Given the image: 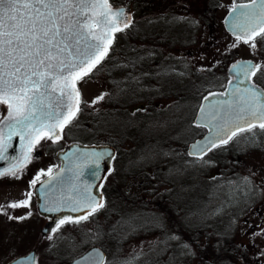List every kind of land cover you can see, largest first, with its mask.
<instances>
[{
    "label": "rangeland",
    "instance_id": "obj_1",
    "mask_svg": "<svg viewBox=\"0 0 264 264\" xmlns=\"http://www.w3.org/2000/svg\"><path fill=\"white\" fill-rule=\"evenodd\" d=\"M235 1L173 0L167 4L166 0L164 6L173 14H181L184 7H194L196 12L191 17H199L198 23L195 24V19H188V23L195 26L189 28L195 37L180 43L185 37L183 27L174 19L166 20L170 14L163 11L162 18L153 20L151 28L162 31L160 26L163 24L175 34L176 39L180 37L176 43L166 45L165 54L169 57L166 59L171 62L160 63L157 58H150L136 91L125 99L111 102L101 72L89 74L77 83L81 106L89 115L94 114L98 105L105 110L108 106L111 111L117 109V114L110 117L106 114L107 120L101 123L100 127H106V130H96L88 123L90 119L83 123L77 119L73 125L64 128L70 136L64 139L89 137V140L95 137L101 140L111 138L117 142L119 155L113 181L123 187L117 189L113 184L108 189L114 216L107 220L108 209H105L98 222L87 220L80 225L81 228L67 224L51 235L42 236L41 229L46 219L36 212L30 181L37 175L41 176V170L44 176L49 174V169L52 171L56 167L55 152L63 142L41 140L33 148L30 161L19 168L17 177H0V206L28 198L25 195L28 192L32 194L27 207L7 208V214L0 210V264H6L14 256L25 254L32 248L37 250L39 264H67L93 243L105 244L110 250L108 264H145L144 260L151 261L155 257V254L149 258L145 255L151 251H160L159 259L165 262L170 248L173 255L168 264H223V252L226 253L224 264H242L235 256L241 255V251L251 259L249 264H264V253L259 256L255 251L258 236L254 235L264 229V133L254 130V137L246 133L230 146L219 148L217 153L202 159L186 155L188 142L200 134L193 120L203 89L212 82L207 63L210 61L211 66L216 64L217 72H225L227 62L237 57H251L264 62L259 41H256L257 48L251 50L224 30L222 18ZM189 2L191 4H186ZM210 5L216 21L220 19L221 28L219 23L213 25L212 18L210 20L201 13L203 9L200 7L205 6L206 9ZM135 40V52L139 48L156 46L150 41ZM234 44L237 46L233 47ZM215 80L219 84L222 78L216 77ZM102 93L106 94L105 98L92 104L93 99ZM84 102H87V107ZM5 111L6 106L0 105V113ZM165 198L184 210V223L195 222L196 228L201 223L200 232H208L207 235L224 234L223 244L210 236L204 241L189 244L191 247L188 249L182 240L178 243L169 240L162 244L163 237L158 239L160 236L155 231L131 236L122 245L112 241L109 228L118 220L130 230L137 225L133 233L160 226L163 214L170 217L168 210L163 209L164 205L158 210L151 209L155 204L160 206ZM29 212L31 215L27 219H9V216L21 217ZM167 216L165 222L170 224ZM179 222L178 219L172 230L185 233L183 237L189 239L185 236V226ZM252 225L254 229H251ZM121 235L128 233L122 232ZM49 236L52 238L48 239ZM198 236L204 237L201 233ZM207 243L210 248L205 251ZM234 245L238 247L234 248ZM212 246L214 251H211ZM232 256H235L234 260ZM161 261L157 264H162Z\"/></svg>",
    "mask_w": 264,
    "mask_h": 264
},
{
    "label": "snow or ice",
    "instance_id": "obj_2",
    "mask_svg": "<svg viewBox=\"0 0 264 264\" xmlns=\"http://www.w3.org/2000/svg\"><path fill=\"white\" fill-rule=\"evenodd\" d=\"M237 9L242 10L239 15L247 23L243 27L236 24L231 30L238 42L255 50L258 38L264 42V0L234 5L229 15L237 13ZM130 23L125 10L113 9L109 0H0V105L7 108L6 114L0 113V125L9 129L8 141L15 134L26 142L24 163L30 161L32 149L41 140L55 143L62 138L64 128L73 125L81 111L77 83L108 57L115 33L123 32ZM236 28L241 31L237 33ZM262 69L264 62L251 60L237 61L232 65L235 77L245 81H252L258 73L264 76ZM105 95L95 97L92 104L103 100ZM233 95L234 101L222 102L227 105L223 115L221 111L208 114L203 107L200 108L201 118L210 115L211 120L220 121L209 129L213 136L200 148L201 152L226 145L243 133L254 137L257 128L264 133V88L250 83L243 90L236 88ZM84 105L87 107V102ZM203 126L209 127V124ZM5 147L3 129L0 128V150ZM192 147L195 149L197 145ZM92 163L97 164L98 159ZM23 166V163L19 165L20 168ZM18 171L14 165L0 171V177H17ZM39 178L37 175L30 185L34 186ZM25 195L28 198L0 206V210L7 214V208L27 207L32 194ZM103 207V203L89 196L83 205L87 213L75 220L71 217L59 220L56 229L67 223L87 220ZM83 209L78 206L72 210ZM30 215L29 212L21 217L9 216V219L24 220ZM27 259L34 264L36 258Z\"/></svg>",
    "mask_w": 264,
    "mask_h": 264
},
{
    "label": "water",
    "instance_id": "obj_3",
    "mask_svg": "<svg viewBox=\"0 0 264 264\" xmlns=\"http://www.w3.org/2000/svg\"><path fill=\"white\" fill-rule=\"evenodd\" d=\"M247 3H249V0L237 2L235 5ZM116 8H123L126 15L130 16L124 6L120 5L113 7V9ZM240 11L242 10L237 9V13H233V15L230 16V10L224 19L227 30L232 34L233 31L231 29L236 24H240L241 27H243L247 23L245 18L239 15ZM240 31L241 28H236L237 33ZM247 60L255 62L253 59H238L237 61ZM234 63H232L228 69V74L231 76V79L226 89L207 93L201 102L194 122L201 126L208 123L209 127H206L208 130L204 135L197 137L188 144V154L190 152L195 153L190 156L202 157L209 152H201L200 148L207 145L208 139L213 136V133L209 130L212 125L220 122L211 120L210 115L201 118L200 108L203 107L208 114L221 111V115H223L224 111L227 110V105H223L222 102L229 100L234 101L235 95H239V93L233 95L236 88L243 90L247 88L250 83H255L253 79L252 81H245L242 78H236L232 70V65ZM255 84L258 85L257 83ZM258 86L262 88L260 85ZM0 128L3 129V137L6 141L5 149L0 150V157H2L0 158V171H6L14 165L19 166L23 163V152L25 151L24 145L26 142L21 140L20 135L15 134H13L11 140L8 141L9 129L3 125H0ZM17 131L23 134L22 130L17 129ZM193 145H197V148L194 149L192 147ZM94 153L101 155L96 156L93 155ZM116 154V147L106 143L71 142L63 149L57 151V156L61 161L60 167L47 178L37 182L34 187L38 211L42 215L48 217L47 222L41 229L43 235L50 234L59 220L65 217L76 219L86 214L88 210L83 209V205L87 202V197H95L98 202H104V194L101 190V185L108 171L112 168V161ZM97 159L98 163L93 164L92 161ZM78 206L83 210H72ZM106 255V252L99 245L93 244L81 255L71 259L67 264H93V262H95V264H103L106 260ZM29 257H35L34 264H37L36 249L12 259L7 264H33L32 261L27 259Z\"/></svg>",
    "mask_w": 264,
    "mask_h": 264
},
{
    "label": "trees",
    "instance_id": "obj_4",
    "mask_svg": "<svg viewBox=\"0 0 264 264\" xmlns=\"http://www.w3.org/2000/svg\"><path fill=\"white\" fill-rule=\"evenodd\" d=\"M128 1L133 6V10H134V15H133L134 17L132 23L123 32L117 33L116 39L112 44L111 49L109 50L108 57H106L105 60L102 61L101 64L98 65L96 69H94L93 72L91 73V75H95V73L99 71L98 68L99 67L102 68L101 70L103 72L102 71L99 72H101L100 74L102 79L109 85L110 90L113 92L111 95L113 101L123 100L128 96V94H131L132 91H136L135 87L138 84V82H140L142 79L144 68L146 67V63L148 62V60L150 58L152 59L157 58V60L159 59L167 60L169 57L168 54H165V50L167 49L166 45H172L176 43L178 40H180L179 39L180 37H177L176 39L175 34L170 33V30L164 25L160 26L162 31L155 29V27L151 28V26L154 23L153 20L159 19V17L163 15V11H165L166 14H170L167 17V20H170V18H174V20H176L181 24V26L183 27V34L185 37L184 40H182L180 43H186L190 38H192V36L195 37V34L191 32V30L189 29V28H195V26L191 27L188 23L189 22L188 19H195V24L198 23V19H199V17L197 16H195V18L191 17V15L196 12L194 7L192 8L184 7L183 12L181 11V14L180 13L173 14L168 9L167 6H164V2L166 0H126L127 3ZM167 1L168 2L165 3L169 4V1H173V0H167ZM186 4L189 5L191 4V2ZM204 7H200V9H203L201 13L209 17L210 20L212 18L213 25H215L214 23L217 24L219 23L221 28L220 19L219 21H216L212 6L210 5L206 9ZM153 11H157V13H153ZM171 15L172 17H170ZM211 36L212 33L209 34V37ZM135 39H143L145 41H150L154 43L156 46L145 47L142 49L139 48L137 52H135V48H136ZM257 41L260 42L261 51L262 53H264V42H261L259 38L257 39ZM158 44H160L161 47ZM142 51H144L145 53L141 54ZM210 64L211 62L209 61V63H207V72L209 74V77L212 79V82L209 86L203 89L202 92L203 94L212 89H218V88L220 89L221 88L220 84L223 81H225L227 78L226 72L225 73L217 72V65L214 64L213 66H211ZM216 77L222 78L221 83L217 84L215 80ZM256 79L264 86V76L258 73ZM81 114H83V111H80L78 113V115L82 117ZM202 132L203 130L201 129L200 134ZM92 140L96 141L97 139L92 138ZM110 141L115 144L117 143L112 139ZM216 150L213 151L212 153H215ZM154 207L155 209L161 208V206L160 207L154 206ZM163 209L168 210L169 212L170 217H168L167 215L166 216L170 221V226L172 227V229L174 228V224L177 223V220L179 219L180 220L179 223H181V226L182 227L185 226L183 227L184 232L191 234L189 236L198 239V238H202L198 236L200 233L203 236L207 234L204 232H200L201 230L200 228L202 226L201 223L197 228L195 222L193 223L194 224L193 227H191L190 224L184 223L182 219V217L184 216L182 214L183 210H180L179 207L175 205L172 201L167 200L164 204ZM115 225H116L115 231L117 233L119 234L122 232L128 233L126 230L128 228L125 225H122V223L119 220L116 221ZM165 229H166V222L163 231H165ZM212 235L217 237L216 240L219 241V243L222 242L223 244V235L221 233L219 234L213 233ZM122 242L123 240L121 238L119 237L116 238L117 245H122ZM207 248H210L208 243L205 246V251ZM211 251H214L213 246L211 247Z\"/></svg>",
    "mask_w": 264,
    "mask_h": 264
},
{
    "label": "flooded vegetation",
    "instance_id": "obj_5",
    "mask_svg": "<svg viewBox=\"0 0 264 264\" xmlns=\"http://www.w3.org/2000/svg\"><path fill=\"white\" fill-rule=\"evenodd\" d=\"M97 108L98 109H95L94 112H97V115H98L99 112H100V110H101V106L98 105ZM107 109H109V106H108ZM108 112H110V110H108ZM102 122H103V118H101V116H100L99 123L96 125L97 129L100 128V125H101ZM58 165H59V162L56 164V166H58ZM114 172H115V166H114L113 171L107 175V177H106V179H105V181L103 183V186H102L103 192L105 194V204H104V207L102 209H99L95 213L91 214L87 220H92V221L98 222L100 216L104 214L103 212H104L105 208L108 209V210H106V212L108 214L107 217L110 218V217L114 216V211H113V207L111 205L110 196H109V192H108V189L110 187H112L113 184H114V186L116 185V182L113 181L114 180ZM110 207H112V211H111ZM260 208L261 207H258V209H260ZM251 229H254V225H252V228ZM254 235L255 236H258V238L256 239V241H257V243H256L257 250H255V251L259 252L258 253L259 256H262V254L264 253V229H262V232H260V231L259 232H256V234H254ZM223 237H225L224 234H223ZM226 237L228 238V236H226ZM190 238H191L192 243H194L195 242L194 238L193 237H190ZM227 238H226V240H227ZM224 240L225 239H223V241ZM161 243H162V241H161ZM192 243H191V245H192ZM191 245H188L187 246L188 249H190ZM237 247H238L237 245H234V248H237ZM241 248H242V245H241ZM239 249H240V247H239ZM235 256L237 257L238 262H240L242 264L252 263L251 259H249L245 255H243L242 251H241V255H235ZM235 256H232L233 257V260H234ZM225 257H226V253L223 252V264L225 263Z\"/></svg>",
    "mask_w": 264,
    "mask_h": 264
}]
</instances>
